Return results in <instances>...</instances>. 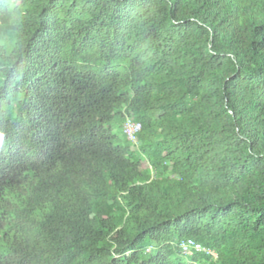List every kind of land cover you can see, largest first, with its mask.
<instances>
[{"label": "trees", "instance_id": "1", "mask_svg": "<svg viewBox=\"0 0 264 264\" xmlns=\"http://www.w3.org/2000/svg\"><path fill=\"white\" fill-rule=\"evenodd\" d=\"M0 121V264H264V0H0Z\"/></svg>", "mask_w": 264, "mask_h": 264}, {"label": "rangeland", "instance_id": "2", "mask_svg": "<svg viewBox=\"0 0 264 264\" xmlns=\"http://www.w3.org/2000/svg\"><path fill=\"white\" fill-rule=\"evenodd\" d=\"M137 126L143 127V124L137 121L136 119H134L132 116L128 117V119L124 123V127H137ZM0 127H8V126L0 121ZM189 240L194 241L196 244H191L189 248H185L184 246H181L180 248L184 253L190 254V253H193L195 250L200 251V250L206 249V247H204L200 242H198L196 239L192 237L183 239L182 241H189ZM198 245H200V247Z\"/></svg>", "mask_w": 264, "mask_h": 264}, {"label": "clouds", "instance_id": "3", "mask_svg": "<svg viewBox=\"0 0 264 264\" xmlns=\"http://www.w3.org/2000/svg\"><path fill=\"white\" fill-rule=\"evenodd\" d=\"M143 127L135 131V137H133L128 131V127H124V131L127 134L128 138L133 142L137 143L140 137V132ZM8 134L4 127H0V156L3 155L7 151L8 146ZM183 242V241H181ZM182 246V244H180ZM214 253V252H213ZM215 254V253H214Z\"/></svg>", "mask_w": 264, "mask_h": 264}, {"label": "built area", "instance_id": "4", "mask_svg": "<svg viewBox=\"0 0 264 264\" xmlns=\"http://www.w3.org/2000/svg\"><path fill=\"white\" fill-rule=\"evenodd\" d=\"M140 126L137 127H128V131L130 132V134L135 137V131L140 129ZM191 244H196L194 241L189 240V241H183L182 242V246H184L185 248H189ZM200 247V245H198Z\"/></svg>", "mask_w": 264, "mask_h": 264}]
</instances>
